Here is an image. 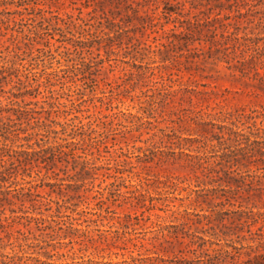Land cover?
I'll list each match as a JSON object with an SVG mask.
<instances>
[{
    "label": "rangeland",
    "instance_id": "obj_1",
    "mask_svg": "<svg viewBox=\"0 0 264 264\" xmlns=\"http://www.w3.org/2000/svg\"><path fill=\"white\" fill-rule=\"evenodd\" d=\"M215 2L0 0V106L8 90L38 86L11 98L56 102L55 130L84 124L82 135L25 141L44 129L12 115L27 131L0 145L18 156L70 140L84 151L38 159L0 184L24 193L0 200V264H243L264 254V0L238 1L241 17L223 10L235 20L215 35L186 32ZM221 33L232 36L227 49L214 41Z\"/></svg>",
    "mask_w": 264,
    "mask_h": 264
},
{
    "label": "trees",
    "instance_id": "obj_2",
    "mask_svg": "<svg viewBox=\"0 0 264 264\" xmlns=\"http://www.w3.org/2000/svg\"><path fill=\"white\" fill-rule=\"evenodd\" d=\"M216 2L209 7V9L204 12L205 18L202 22H191V25L186 27V32L187 30H190L191 27H195L194 29H197L199 26L205 27L208 31L211 32V34L215 35L214 31L217 27L221 28H227V26L231 25V19L235 20V15H231L229 12L232 10H235L237 12L236 16L241 17L244 16L245 13L240 12L239 8H237V5H239L238 1L242 0H215ZM244 2V1H243ZM137 5L143 7L147 3H140L137 2ZM242 4V3H241ZM235 6V8H234ZM158 8V6H155L153 8V11H155ZM216 10L215 14L213 17H211L212 11ZM223 10L229 11L228 13H222ZM140 8L139 7H133L132 8V13L134 16H136L139 19H149V25L152 30V32L159 33L162 32V34L165 36L167 39L168 43H173V39L170 37L173 36V38H177V36H180L174 32L175 28H169L165 29L164 24L167 23L161 22L160 20L158 21H153V19H150V15L147 14V11L144 10L145 14L144 15H139ZM169 12L165 7L163 6L162 10L160 11V14L162 15V18L168 19V14ZM142 17V18H141ZM159 19V18H157ZM176 27V26H174ZM237 29V28H235ZM185 31H180V34H185L183 33ZM236 33L231 32V35H234ZM160 37V36H159ZM221 40H214L221 46L227 49V46L225 42H222V40H227L228 38H232V36H226L223 33H221ZM158 39V37H154V39ZM234 38H237V36H234ZM178 41V38L177 40ZM164 45V44H162ZM167 45V44H166ZM6 72L5 66L3 64H0V80H3L6 78V76L3 74ZM1 87V86H0ZM3 89L0 88V94L3 93ZM10 93L6 98L9 99V106L1 107L0 106V114L6 113L5 118L8 121L1 122L0 123V139L1 140H7L10 139L12 140L13 138H19L18 133L22 132L25 133L27 131L26 127H17L15 128L13 124L15 123L14 118L12 115L15 116V119L18 121H21L22 119L29 124L31 120L34 122V125L30 126V128H35L38 127L39 129H44L43 131L36 130L34 133H28L24 135L22 138L25 141H29L32 139L33 136H38L42 135V137H48L50 132H53L57 134L58 132L65 134L66 135H72L71 137H74L75 135H82L84 132H82V129L84 128V124L76 125V124H68V125H61L62 128L58 131L55 130L52 127L53 124H59L56 120L51 118L52 114H59L60 112H64L60 107L56 105V102L54 101H49L48 99H43L41 100L42 103L47 104V108H44L43 105H40V108H27L29 104H34L36 105L39 101L36 100L32 102L31 100L24 102V106H19L17 103V100L14 98H21L23 99L25 96H36L39 94L38 86L34 87H28L26 85L21 86V88H18L16 92L8 90ZM11 97H14L13 99ZM47 97L51 98L52 96L48 95ZM54 100V99H53ZM56 100V98H55ZM16 104V105H15ZM15 105V106H14ZM9 122H12L11 124ZM67 126H70V131L68 132ZM74 133V134H73ZM40 138L41 141H43V138ZM55 137V135L53 136ZM65 139V138H64ZM71 143H74L76 146L68 147V149H65L66 145H63L61 143H57L54 145L50 146H45L43 148H40L39 150L43 151L44 154L36 157V158H28L26 156L20 157L16 154L17 150L8 147L6 145H0V184L4 183L6 181H9L12 177L16 175L18 172V167L22 169L24 172L25 170H30L34 165V163L39 159V162L42 164H54L56 160L60 159L61 156H70L71 158H74V156L80 157V155H76V150H82L84 151L83 148L79 147L77 143L79 141H73L70 140ZM35 143H39L37 140H35ZM38 150V151H39ZM26 155H29L30 151L23 150ZM37 150L31 151L33 154L34 152H38ZM78 152V151H77ZM87 165L85 163L82 164V168L86 167ZM17 191V193H11L12 191ZM0 189V200H9L8 198H21V195L24 193L21 192V189L13 188V189ZM30 192V189H28ZM11 194V195H9ZM33 217V216H32ZM243 264H264V254H257L254 255L252 259L246 260Z\"/></svg>",
    "mask_w": 264,
    "mask_h": 264
}]
</instances>
